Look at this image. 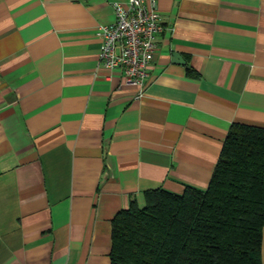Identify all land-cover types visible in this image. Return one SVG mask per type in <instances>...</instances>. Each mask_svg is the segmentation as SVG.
<instances>
[{"label": "crops", "instance_id": "1", "mask_svg": "<svg viewBox=\"0 0 264 264\" xmlns=\"http://www.w3.org/2000/svg\"><path fill=\"white\" fill-rule=\"evenodd\" d=\"M116 2L0 0V264H112L120 211L206 190L232 125L264 127V0H157L140 98L99 61Z\"/></svg>", "mask_w": 264, "mask_h": 264}, {"label": "trees", "instance_id": "2", "mask_svg": "<svg viewBox=\"0 0 264 264\" xmlns=\"http://www.w3.org/2000/svg\"><path fill=\"white\" fill-rule=\"evenodd\" d=\"M145 199L114 218L112 264H263L264 127L232 125L206 190Z\"/></svg>", "mask_w": 264, "mask_h": 264}, {"label": "built area", "instance_id": "3", "mask_svg": "<svg viewBox=\"0 0 264 264\" xmlns=\"http://www.w3.org/2000/svg\"><path fill=\"white\" fill-rule=\"evenodd\" d=\"M116 20L101 24L100 64L113 70L121 68L125 81L139 87L140 98L149 83V67L158 44L156 33L164 27L157 0H129L127 6L116 2Z\"/></svg>", "mask_w": 264, "mask_h": 264}, {"label": "water", "instance_id": "4", "mask_svg": "<svg viewBox=\"0 0 264 264\" xmlns=\"http://www.w3.org/2000/svg\"><path fill=\"white\" fill-rule=\"evenodd\" d=\"M175 59H176V61H181V62L184 61L182 56L180 54H178V53L175 54Z\"/></svg>", "mask_w": 264, "mask_h": 264}]
</instances>
